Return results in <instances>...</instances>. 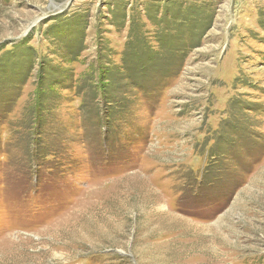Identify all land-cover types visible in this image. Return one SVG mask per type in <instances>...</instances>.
<instances>
[{
  "label": "rangeland",
  "instance_id": "1",
  "mask_svg": "<svg viewBox=\"0 0 264 264\" xmlns=\"http://www.w3.org/2000/svg\"><path fill=\"white\" fill-rule=\"evenodd\" d=\"M0 264H264V0H0Z\"/></svg>",
  "mask_w": 264,
  "mask_h": 264
}]
</instances>
